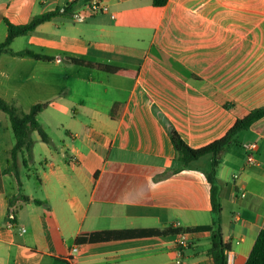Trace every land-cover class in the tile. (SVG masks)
<instances>
[{"label": "crops", "instance_id": "obj_1", "mask_svg": "<svg viewBox=\"0 0 264 264\" xmlns=\"http://www.w3.org/2000/svg\"><path fill=\"white\" fill-rule=\"evenodd\" d=\"M88 1L0 0V43L8 34L5 20L22 25L67 9L10 46L53 61L1 55L0 97L30 109L37 104L32 97L48 100L73 78L85 88L77 112L90 119L77 132L70 128L71 140L40 162L42 199L21 193L30 168L19 159V189L7 172L15 142L2 151L0 138V264H214L211 232L195 229L213 222L206 177L212 155L181 167L170 133L199 149L264 107V0H169L164 7L103 0L101 12ZM68 58L136 76L106 74ZM236 141L217 170L227 264H245L264 229V116ZM10 201L15 225L7 218ZM141 230L161 233L77 242L87 233ZM181 233L187 247L177 244ZM75 245L80 249L71 253Z\"/></svg>", "mask_w": 264, "mask_h": 264}, {"label": "trees", "instance_id": "obj_2", "mask_svg": "<svg viewBox=\"0 0 264 264\" xmlns=\"http://www.w3.org/2000/svg\"><path fill=\"white\" fill-rule=\"evenodd\" d=\"M168 1L169 0H152V4L155 7H164L168 3ZM66 12V8L56 9L55 11L35 16L29 23L22 25H16L8 20H5L8 28V34L6 39L0 43V57L4 53H11L20 57H29L37 61H53V57L39 54L33 50L27 49L19 52H12L10 50V46L16 38L33 33L39 25L51 21L55 17ZM68 60L78 66L96 69L110 75L128 78H134L136 76L135 72L120 67L91 63L74 58H68ZM46 107V104L38 103L33 105L27 113L19 114L18 109L14 106V104L0 97V110L7 114V116L9 117L11 128L15 136V145L13 146L11 151V166L9 167L7 172H11L15 175L19 189L22 187L19 159H23V166H28V160L32 156L31 152L34 145V141L31 137L32 132L37 131L42 142L48 143L50 141L49 136L43 130L38 121L39 115L46 109ZM263 116L264 107L254 109L247 116L239 119L224 137L199 149L188 146L177 132L171 131L170 133L171 143L177 153V158L181 163V167H188L192 162L206 155H212L211 169L206 173V177L211 185L210 198L212 205L213 222L211 225L198 226L195 229L197 231L211 232V248L208 253L213 259L214 264H227V252L230 250L229 244L224 241L222 236L220 220L222 206L220 202V187L217 179V170L221 163L224 150L231 147L232 145L237 144L236 136L238 135V133L242 130L248 129L254 122L261 119ZM19 196L22 202H30V198L28 196L22 195L20 193ZM33 202L39 205L42 204V202L37 199L33 200ZM16 215L17 209L15 208L13 201H10L7 210V218L12 225L16 224ZM159 233L161 232L158 230H141L122 233L93 232L80 235L77 238V242L83 243L87 241H105L121 236H149ZM245 264H264V229L260 230Z\"/></svg>", "mask_w": 264, "mask_h": 264}, {"label": "rangeland", "instance_id": "obj_3", "mask_svg": "<svg viewBox=\"0 0 264 264\" xmlns=\"http://www.w3.org/2000/svg\"><path fill=\"white\" fill-rule=\"evenodd\" d=\"M76 74L74 76L77 78V66L75 68ZM73 71V72H74ZM64 85L54 91L52 97L47 99H37L39 97H44L43 95H37L32 97L31 101H37L36 103L46 104V109L39 115L38 121L47 133L48 136L53 138L54 143L45 144L40 140V136L37 131L32 132V139L34 145L32 147L31 158L28 160V167L30 172L24 170V174H31L32 178L26 180V186L24 190L21 191L23 194L33 196L38 199L43 198V194L38 182V176L42 174V168L40 162L44 161L45 158H49V149H53L55 145L71 140L68 137V130L70 128L76 130L82 127V124L89 123V117H84L77 112L76 104L77 100L83 95L85 88L77 86V80L70 79L68 82L64 80ZM67 81V82H66ZM62 96L59 100L58 98ZM28 101L31 103V101ZM47 100V101H46ZM74 102L69 107L62 106V103ZM14 106L18 109L19 114H24L29 111L28 106L24 108L13 103ZM0 134L3 142L1 150H5L6 145H10L15 142V136L12 131L9 119L7 114L0 110ZM27 157V154H26ZM22 160V159H21ZM21 165V164H20ZM11 166V165H10ZM38 174V175H37ZM15 176V175H14ZM16 178V177H15ZM18 196V195H17Z\"/></svg>", "mask_w": 264, "mask_h": 264}, {"label": "built area", "instance_id": "obj_4", "mask_svg": "<svg viewBox=\"0 0 264 264\" xmlns=\"http://www.w3.org/2000/svg\"><path fill=\"white\" fill-rule=\"evenodd\" d=\"M73 1H76V0H73ZM89 6L91 7V9L94 11V12H97V11H103L106 9V7L103 5V0H89ZM253 148V145H246L245 146V149L247 150H251ZM248 161L249 162H253V158L252 156H249L248 157ZM177 225H179V223H177ZM22 231L24 232L25 230L22 229ZM177 244L180 246V247H187L188 244H189V239L188 237L186 236V234L184 233H181L178 235L177 237ZM79 246L78 245H75L73 246V248L71 249V253H75V252H78L79 251Z\"/></svg>", "mask_w": 264, "mask_h": 264}]
</instances>
